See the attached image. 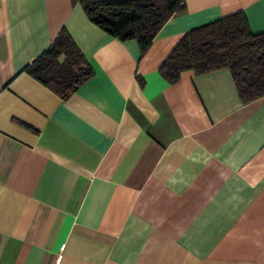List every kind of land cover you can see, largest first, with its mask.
Here are the masks:
<instances>
[{
  "label": "crops",
  "instance_id": "1",
  "mask_svg": "<svg viewBox=\"0 0 264 264\" xmlns=\"http://www.w3.org/2000/svg\"><path fill=\"white\" fill-rule=\"evenodd\" d=\"M184 4L142 54L80 0H0V264H264V98L161 73L195 28L264 34V0ZM62 30L91 71L66 100L24 71Z\"/></svg>",
  "mask_w": 264,
  "mask_h": 264
},
{
  "label": "trees",
  "instance_id": "2",
  "mask_svg": "<svg viewBox=\"0 0 264 264\" xmlns=\"http://www.w3.org/2000/svg\"><path fill=\"white\" fill-rule=\"evenodd\" d=\"M80 5L92 24L121 42L135 41L142 54L163 24L185 8L184 0H80ZM221 69L230 72L244 104L264 98V34L253 35L242 14L187 32L161 73L176 83L183 71L201 75ZM24 71L63 100L91 77L83 55L64 30Z\"/></svg>",
  "mask_w": 264,
  "mask_h": 264
}]
</instances>
